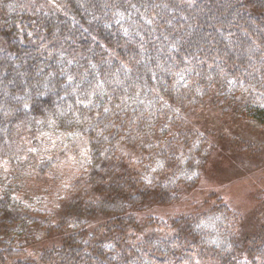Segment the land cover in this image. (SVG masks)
I'll list each match as a JSON object with an SVG mask.
<instances>
[{"label":"trees","instance_id":"trees-1","mask_svg":"<svg viewBox=\"0 0 264 264\" xmlns=\"http://www.w3.org/2000/svg\"><path fill=\"white\" fill-rule=\"evenodd\" d=\"M247 123L264 127V0H0V264H264V222L242 232L214 193L150 212Z\"/></svg>","mask_w":264,"mask_h":264},{"label":"rangeland","instance_id":"rangeland-1","mask_svg":"<svg viewBox=\"0 0 264 264\" xmlns=\"http://www.w3.org/2000/svg\"><path fill=\"white\" fill-rule=\"evenodd\" d=\"M223 122L222 120L221 123ZM228 125L223 124V128H220L222 130L214 136L215 146L199 184L171 205L156 203L150 210L153 216L170 218L208 210L212 201H209L211 204L205 202L214 193L216 198L238 212L242 221V232L250 233L258 224L264 222V127L247 123L234 130ZM53 183L58 184L50 177L42 180L46 188L50 185L58 187ZM38 186L42 188L41 184ZM29 187L34 189L32 184ZM227 240L224 236L215 237L220 246H225ZM41 242L44 245L27 249L11 262L31 260L40 263L41 246L59 245L60 238L53 236Z\"/></svg>","mask_w":264,"mask_h":264}]
</instances>
